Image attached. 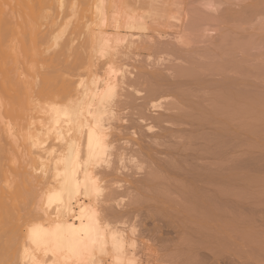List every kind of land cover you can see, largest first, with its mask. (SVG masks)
<instances>
[{
    "label": "bare ground",
    "instance_id": "obj_1",
    "mask_svg": "<svg viewBox=\"0 0 264 264\" xmlns=\"http://www.w3.org/2000/svg\"><path fill=\"white\" fill-rule=\"evenodd\" d=\"M0 92L46 160L0 138V264H135L142 200L182 264H264V0H0ZM144 127L161 151L135 150Z\"/></svg>",
    "mask_w": 264,
    "mask_h": 264
},
{
    "label": "rangeland",
    "instance_id": "obj_2",
    "mask_svg": "<svg viewBox=\"0 0 264 264\" xmlns=\"http://www.w3.org/2000/svg\"><path fill=\"white\" fill-rule=\"evenodd\" d=\"M115 2H117V0H115ZM171 9H176V8H171ZM170 9V10H171ZM64 10H66V7H65V9ZM167 11V12H172V11ZM110 16L112 15L111 13L109 14ZM61 16V15H60ZM117 16V15H116ZM121 19V18H120ZM172 19H170V22L172 23V22H174L175 20H172ZM162 21H163V19H162ZM167 21L169 22V19H167ZM110 28H108L107 27V32H109V33H112L111 31H119L121 34H124V33H129V32H133V31H130V30H128V29H123V28H118V29H120V30H118V29H111L112 28V26H111V24L113 25L114 23H113V21L110 19ZM121 22V21H120ZM168 22H166L167 24H165L164 22L161 24V25H159L158 27H159V29L161 30V31H167V32H171V30L172 29H170L169 27H165L166 25H168ZM176 22V24H177V22L178 21H175ZM174 22V23H175ZM217 23V22H216ZM216 23H213L214 24V26L213 27H217L218 25H215ZM165 24V25H164ZM179 24V23H178ZM178 24H177V26H178ZM207 24V23H206ZM209 24V23H208ZM208 24H207V26H208ZM210 24H211V22H210ZM209 24V26L208 27H211L213 24H211L210 25ZM212 28V27H211ZM126 30H128V31H126ZM125 31V32H124ZM135 31V30H134ZM207 32H209L210 34V36H214V32H210V31H207ZM207 32H205V33H207ZM133 33H137V31L136 32H133ZM212 33V34H211ZM131 39H135L136 40V34L133 36V38H131ZM50 43V42H49ZM76 43V45L78 44V42L76 41L75 42ZM198 46H200V44H198ZM144 51L142 50H140V52H138V53H142V54H140V55H137V57H133L134 59H131V62H132V60L134 61V60H137L138 59V56L140 57V60H142L143 59V62H145V63H148V61L150 62V60H151V58L152 57H150L148 60H146L145 58H141L142 56H144L145 55V53H143ZM24 54H26V53H24L23 52V54L21 53L20 55H22V56H19V61H20V63H22V65H25V61H26V56L24 55ZM20 57H22V58H20ZM25 57V58H24ZM137 58V59H136ZM20 59H22V60H20ZM25 60V61H24ZM139 60V59H138ZM165 60H168L167 58H165L163 61H162V63H161V66L160 67H163V65H166L167 64V62L168 61H165ZM22 61V62H21ZM155 62V61H154ZM153 62V63H154ZM149 64V63H148ZM23 67H26V65L25 66H23ZM149 67V66H148ZM29 70H26V69H24L23 70V73L25 72V74L24 75H27V76H29L30 75V73H31V75H32V72L31 71H29ZM134 72H135V70H134ZM29 74V75H28ZM132 74H133V72H132ZM23 74L21 75V77H23L24 76ZM30 75V76H31ZM24 78V77H23ZM24 79H26V78H24ZM28 79V78H27ZM3 97V93L1 94V92H0V101L2 100L1 98ZM2 107V106H1ZM0 111H2L1 109H0ZM151 111H153L152 109H151ZM154 111H157L156 113H158V112H164V114H167L166 113V111H163V110H161V109H159V110H157V109H155ZM26 112H27V110L24 112L25 114H26ZM30 112L31 113H33L34 111H31L30 110ZM30 112H28L29 114H30ZM150 114H155L154 112L152 113H150ZM156 115V114H155ZM4 119H2V120H0V136H5V137H0V138H2L3 139V141L5 142V150H7V149H9V150H7V151H9V154H10V156L8 155H6L7 156V158L8 159H10L11 161H13V165H15V166H19L20 165V163H21V161L24 163V162H27V164H28V162L33 166V167H37V169H39V167H42L43 165H42V163H44V161L46 162V160H42L43 162H41V161H38L39 160V157H41V156H43L44 157V155H41V154H44V152L42 153H40L39 154V152H40V148H36V147H34V146H32V145H30V144H28V143H30L29 141V139L28 138H26V133L27 132H29L30 130L29 129H26L27 127L25 126V125H27V123H28V119L26 118H24L23 120L22 119H20V118H18V117H16V119H15V117H14V120H13V118H11V119H9V121H8V118L6 119V117H3ZM5 121V122H4ZM26 121V122H25ZM7 122H9L10 124H9V127L10 126H12V127H10V128H12L10 131L11 132H8V131H6L5 130V127L7 126L6 124H7ZM23 122H25V123H23ZM174 121H172V123H173ZM179 123L180 124V122L177 120H175V123ZM22 124H25L24 126L22 125ZM163 125H164V123H162ZM161 124V126L162 127H164V126H166V124L163 126ZM170 124V123H169ZM167 125L166 127V129H174V130H176V129H181V128H183V129H186L188 126H187V124H186V126L187 127H185V123H182L183 125H181V127L179 126V124L177 125L176 124V126L174 125V123H173V125L172 124H170V125ZM17 126V127H16ZM173 126V127H172ZM175 126V127H174ZM177 126H179L180 128H178ZM184 126V127H183ZM30 127H33V126H30ZM156 128V129H155ZM155 130L154 129H152V131H156L157 130V134H155V133H153V135H151V136H149V134H152L151 132V130H145V127L143 128L144 130H145V135L143 136L144 138H143V140H141V141H139V143H133V147H135V146H137V147H135V150L137 149V150H139V145H140V147L142 146L143 148H148V147H151V146H153V147H151V148H153V149H155V150H158V151H161V147H159V144H161V142L159 143V144H157L156 146H154L153 145V143H155L154 141H153V136H154V134L155 135H157L156 137H155V139H157V140H160V139H166L167 138V136L166 137H164V138H162V136H164L165 134H163V133H161V132H159V130H160V128L159 127H156L155 126ZM165 128V127H164ZM19 129H21V130H19ZM28 130V131H27ZM143 130V131H144ZM19 131V132H18ZM32 131V130H31ZM30 131V132H31ZM146 131H148L149 132V134L146 132ZM161 131V130H160ZM8 133H10V134H14V136H15V141H14V139L12 138L13 136L12 135H8ZM138 133V131L136 132V135H134V136H136L137 137V134ZM160 133V134H159ZM146 134L148 135V136H146ZM162 134V135H161ZM8 135V136H7ZM160 135H161V137H160ZM7 136V137H6ZM10 136H12V137H10ZM19 136V137H18ZM8 137H10V138H12V139H9ZM147 137V138H146ZM149 137H151V138H149ZM7 140H6V139ZM20 138H21V141H20ZM146 138V139H145ZM148 139H149V141H148ZM152 139V142H150V140ZM10 140H12V141H10ZM171 140V141H170ZM172 140H174V141H172ZM6 141H7V143H6ZM26 141L28 142V143H26ZM143 141V142H142ZM161 141H164V143L165 144H171L173 147H175V145L176 146H179L178 145V142H177V139H169L168 141H167V139L166 140H161ZM10 142H12V143H10ZM150 143H151V146H150ZM174 143H176L175 145H174ZM8 144V145H7ZM13 144V145H12ZM19 145V147H20V149H19V147H18V145ZM26 144L28 145V146H26ZM7 145V146H6ZM15 145V146H14ZM14 146V147H13ZM6 147H8L7 149H6ZM13 147V148H12ZM21 147L23 148V149H21ZM34 148V149H33ZM12 149V150H11ZM15 149V152L13 151ZM11 150V151H10ZM21 150V151H20ZM136 150V151H137ZM36 152V151H38V152H36V153H34V152ZM42 151V150H41ZM14 152V153H13ZM20 152V154L18 155V153ZM6 153H8V152H6ZM23 153L24 154H26V156H23ZM31 154H33V155H31ZM163 153H161L160 152V154L159 153H157V156H162V158L164 157V155H162ZM20 155H21V157H20ZM16 156V158H17V160H16V162L14 161L16 158H14V157ZM160 156V157H161ZM10 157H12V159L10 158ZM26 157V158H25ZM19 159V160H18ZM25 159L27 160V161H25ZM41 159H44V158H41ZM40 159V160H41ZM23 163H21V164H23ZM26 163H24L23 165L24 166H26L27 165ZM34 164V165H33ZM12 164H10V166H8V164H5L4 166H5V169L7 170V169H10V171L8 170V173L7 174H12V170H11V168H13L14 166H13ZM30 165V166H31ZM35 165H37V166H35ZM42 165V166H41ZM144 165H146V164H144ZM148 165V164H147ZM147 165L145 166V167H147ZM4 166L2 167V170H3V168H4ZM29 165H27V167H30ZM31 166V167H32ZM129 167V169L128 170H130L128 173H130L131 174V171L133 172L134 171V169L132 170L131 169V164H129V163H127V168ZM32 169V168H31ZM4 171V172H3ZM3 171H1V175H0V177H1V179H3L2 181H1V179H0V187L1 188H4V184H3V182H4V173H5V170H3ZM125 171V170H124ZM124 171L121 173L122 175L124 174ZM36 173V172H35ZM39 173V171L36 173V174H38ZM136 174V176L135 175H133V177H134V179H136V180H140L141 178V176H138L139 174L138 173H135ZM138 174V175H137ZM141 175H143V174H141ZM124 176H126V177H128L129 175H127V172L124 174ZM140 178H138V177ZM3 177V178H2ZM135 177H137V178H135ZM126 184V186H127V183H125ZM3 186V187H2ZM124 187H125V185H124ZM31 198V199H30ZM125 198H127V196H125ZM27 199H28V201L30 202H27ZM27 199H26V207L28 206L29 207V209L28 208H26L24 211H25V213L27 214H31L32 213V211L30 212V210H34L33 211V213L32 214H34V212H36L37 210L36 209H34V208H36V206H38V205H34V203L35 204H39L40 203V201H36L35 200V202L33 203V199H32V196H29V197H27ZM32 200V201H31ZM25 201V200H24ZM32 202V203H31ZM144 202V203H143ZM145 202H147L146 200L145 201H143L142 200V202L140 201V203L142 204H140L139 205V203L137 204V202L135 203V205H131V209L130 210H128L129 208H126V211L128 212V214L130 215L131 214V216H132V214L134 215L137 211L139 212L138 214H136V215H138V216H135L134 218L133 217H131V216H129V217H131L132 218V221L130 220L131 218H127L126 219V222H125V224H129V221H131V222H134L135 224H134V227L137 229V232H135V241H136V247L134 248V250H131V252L132 251H134L133 253L135 254V257H136V259H137V262L135 263V264H180V263H178V262H181V264H182V259H183V257H181V258H175L174 256H176V255H178L179 257L180 256H184L183 254L181 255V254H178V253H180V252H176L175 250H178L179 251V245H177V236H176V233L174 232V231H169V229H167L166 227H165V225L162 223V221L161 220H156V218L153 216V217H151L152 215H149V208H150V205H149V202H147V203H145ZM28 204V205H27ZM147 205V206H146ZM34 207V208H33ZM148 207V208H147ZM134 209V210H133ZM147 209V210H146ZM133 210V211H132ZM39 211V210H38ZM37 211V212H38ZM148 211V212H147ZM41 211H39V213H40ZM135 212V213H134ZM24 214V213H23ZM149 216V217H148ZM137 217V218H136ZM151 218H153V219H151ZM155 218V219H154ZM138 219H140V220H138ZM156 221H158V223L156 222ZM161 221V223L159 224V222ZM156 222V223H155ZM155 223V224H154ZM121 224V223H120ZM164 225V227H162ZM121 227V228H123L124 226L123 225H116V227ZM156 227H160V229H161V227H162V231H160L158 228H156ZM154 228L157 230H159V232L157 231V233H156V231L154 230ZM173 229V228H172ZM154 232V233H153ZM165 232H166V234H165ZM174 232V233H173ZM174 234V235H173ZM162 235H164V236H162ZM170 235H171V237H170ZM174 237H173V236ZM160 236V237H159ZM175 236H176V238H175ZM154 237H155V239H154ZM173 237V239L175 240V242H174V240H171V238ZM213 240V239H212ZM165 241V242H164ZM171 241H173V242H171ZM170 242H171V244H170ZM177 242V243H176ZM173 243H175L177 246H175V244H173ZM173 244V245H172ZM172 245V246H171ZM174 246V247H173ZM213 246H215V244H214V242H212V244H211V246H209V247H213ZM208 248V247H207ZM173 249V250H172ZM210 250H214V249H210ZM173 251V253L175 252L176 253V255L174 254V255H172L173 253H171ZM213 251H211V255H209V253L208 252H206V259L207 260H203L202 261V263L204 264H221L222 262H223V264H225L224 263V261H222V260H220L219 259V261H221V262H217L216 260L218 259H215V258H213V257H211L212 256V253ZM177 256V257H178ZM208 256V257H207ZM214 257H215V255H213ZM16 258H18L17 256L14 258L13 257V262H17V261H15V260H17ZM100 259H101V261H100V264H115L114 263V260L112 259V257L109 255V254H107V255H105L104 254V256L103 255H100ZM175 259V260H174ZM177 259V260H176ZM179 259H181V260H179ZM211 259H212V261H211ZM222 259V258H221ZM177 261V262H176ZM205 261V262H204ZM214 261V262H213ZM216 261V262H215ZM201 263V264H202ZM14 264H16V263H14ZM79 264H88L87 262H80ZM90 264V263H89Z\"/></svg>",
    "mask_w": 264,
    "mask_h": 264
}]
</instances>
